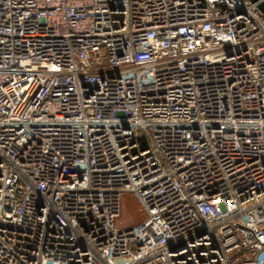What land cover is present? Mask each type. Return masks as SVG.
I'll return each instance as SVG.
<instances>
[{
  "label": "built area",
  "instance_id": "1",
  "mask_svg": "<svg viewBox=\"0 0 264 264\" xmlns=\"http://www.w3.org/2000/svg\"><path fill=\"white\" fill-rule=\"evenodd\" d=\"M0 264H264L255 4L0 0Z\"/></svg>",
  "mask_w": 264,
  "mask_h": 264
},
{
  "label": "rangeland",
  "instance_id": "2",
  "mask_svg": "<svg viewBox=\"0 0 264 264\" xmlns=\"http://www.w3.org/2000/svg\"><path fill=\"white\" fill-rule=\"evenodd\" d=\"M141 219L142 215L140 214L139 206L135 198L129 194L123 195L119 218L121 225L131 227L139 223Z\"/></svg>",
  "mask_w": 264,
  "mask_h": 264
},
{
  "label": "water",
  "instance_id": "3",
  "mask_svg": "<svg viewBox=\"0 0 264 264\" xmlns=\"http://www.w3.org/2000/svg\"><path fill=\"white\" fill-rule=\"evenodd\" d=\"M250 3L255 4L258 11L262 14L264 17V0H247Z\"/></svg>",
  "mask_w": 264,
  "mask_h": 264
}]
</instances>
